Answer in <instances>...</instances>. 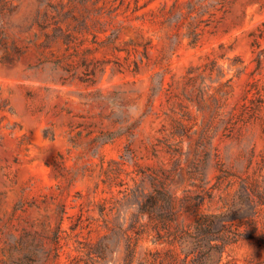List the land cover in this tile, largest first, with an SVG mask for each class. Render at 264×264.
<instances>
[{"label":"rangeland","instance_id":"rangeland-1","mask_svg":"<svg viewBox=\"0 0 264 264\" xmlns=\"http://www.w3.org/2000/svg\"><path fill=\"white\" fill-rule=\"evenodd\" d=\"M153 171L171 230L230 208L245 236L222 264H264V0H0V264H85L107 236L99 264L128 238L131 264H180L184 244L129 227Z\"/></svg>","mask_w":264,"mask_h":264},{"label":"trees","instance_id":"trees-1","mask_svg":"<svg viewBox=\"0 0 264 264\" xmlns=\"http://www.w3.org/2000/svg\"><path fill=\"white\" fill-rule=\"evenodd\" d=\"M50 6L57 15L60 14L55 5L50 4ZM63 15L73 19L78 18L74 11V5L64 10ZM80 15L83 17L82 13ZM62 32L65 37L69 34L63 30ZM197 35L198 33L195 32L190 43L196 42ZM257 60L259 61V59ZM129 151L130 149L126 147L125 151L119 155V159L112 158L109 160V167L105 171L109 175L108 177L115 179L119 176L124 169L123 164L130 159ZM147 182L150 183L151 187L147 186ZM127 193L133 195L138 205L137 213L148 216L146 224L141 223L135 226L137 219V214H135L129 227L134 228L137 236L146 230L155 231L154 240L163 239L169 244L179 241L181 245L184 244L182 251H184L185 257L182 258L180 264H222L225 246L245 236L244 231H241L235 222L236 219L242 220L245 215L237 214L230 208L226 211L199 213L192 227L183 234L171 230L170 224L175 216V205L165 182L158 177L155 171L151 174L143 172L141 178L135 181V185L128 188ZM247 197L250 200V192H248ZM117 225L120 226V224ZM58 238V230H56L54 233L55 242L58 241ZM109 238L110 236L100 239L88 249L86 260H84L85 264H99L109 250ZM133 248V244L128 238L124 264H131ZM194 252H198L199 255L191 258L190 254ZM176 262V254L168 248L164 252L159 250L150 252L149 256L136 264H176Z\"/></svg>","mask_w":264,"mask_h":264}]
</instances>
